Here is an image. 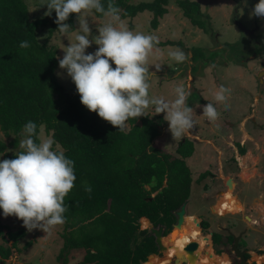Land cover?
<instances>
[{
    "label": "trees",
    "instance_id": "trees-1",
    "mask_svg": "<svg viewBox=\"0 0 264 264\" xmlns=\"http://www.w3.org/2000/svg\"><path fill=\"white\" fill-rule=\"evenodd\" d=\"M113 2L122 18L135 17L144 9L152 12L154 28H158L160 18L169 12V0ZM102 3L107 7L108 0ZM177 3L192 24L209 32L210 15L203 12L198 0H177ZM52 19L46 40L59 27L56 16ZM69 23L73 24L72 17ZM45 24L47 21H31L25 0H0V132L7 138L13 137L9 144L18 147L23 126L34 121L38 134L45 126L56 142L53 147L58 145L57 150L64 151L75 162V186L65 198L69 209L64 214L62 232L63 264L69 263L73 250L85 253L78 264H141L151 254H157L158 248L149 230L140 229V219L143 217L142 226L149 225L148 219L155 225L164 224L165 235L172 230L176 222L174 211L192 192V171L185 158L194 153V143L188 138L180 142L176 150L180 156H174L153 145L160 128L150 116L130 118L131 128L120 131L90 111L81 103L77 90L67 92L58 81L59 60L54 47L47 41L42 43L37 32ZM25 40L31 46L20 48V42ZM169 43L173 41H160L159 45ZM192 52L194 61L205 58L203 48H193ZM244 57L241 54L236 62ZM232 58L235 59L230 56L227 61ZM210 61L216 62L212 58ZM7 147V141L0 138V153L4 152L5 159H14L15 153L6 152ZM240 153L245 154L246 148L241 146ZM209 173H201L198 181ZM85 184L92 187L91 194L85 192ZM26 234L25 228L12 230L0 216V263L10 257L12 249ZM222 235L214 234L217 245L233 243L232 235H225V241ZM172 239L171 233L163 241L169 245ZM32 244L27 242L24 249ZM159 258L155 256L152 264ZM233 264L242 261L235 257Z\"/></svg>",
    "mask_w": 264,
    "mask_h": 264
},
{
    "label": "rangeland",
    "instance_id": "rangeland-1",
    "mask_svg": "<svg viewBox=\"0 0 264 264\" xmlns=\"http://www.w3.org/2000/svg\"><path fill=\"white\" fill-rule=\"evenodd\" d=\"M25 1L28 4V13L31 21H47V24L40 25L37 28V32L40 35L39 39L42 40V43L47 41L48 45L54 47L52 48L54 53L58 58L62 59L65 55L63 47L68 46L70 43L67 37H63L62 34L56 31L49 39L46 40L45 38L53 23L52 17L56 16L55 10L52 11L50 16H46L47 5L41 6L44 0ZM150 1L153 0H130L133 4ZM198 1L201 4L203 12L205 14L208 12L210 15L211 24L209 32L192 24L183 14V10L178 5L177 0H169L167 5L169 12L160 18L159 26L156 29L151 23L153 13L146 9L135 17H121L124 24L130 30L154 34L159 37L160 41H173V44L158 45L163 54L162 58L150 57L149 59L150 65H161L159 71L155 69V66L150 68V71L155 72V74L152 76L150 82L149 95L162 96L167 100H172L175 98V88L178 85L183 86L186 90H190L191 94L188 96L186 103L193 108L196 125L181 139H173L172 133L169 131L168 122L164 120V113L155 114L154 107H149L147 110L150 118L159 123L160 135L153 142L155 147L171 155L180 156L176 150L183 139L189 138L194 143V153L190 157L185 158L193 176L188 213L193 212L194 209H199L203 205L202 203L206 202L207 198L203 195L206 191L214 193V190L226 187V180L230 175V173L224 172L226 179L219 181V179H214L211 173L206 179L198 181L201 173L211 171L214 175L220 169L234 166L236 170L231 172L237 174L241 169L238 166L239 162L247 160L246 156L248 154L249 157L261 155L264 162V19L250 16L251 9L259 0H247L246 5L244 0ZM77 15L76 13H72L68 20L65 21V23L70 25V18H73V24H71L73 42H75V30L79 28ZM89 15L87 19L92 29V36L89 38L92 39V37L99 34L98 27L107 23L109 18L105 16L98 17L93 11ZM244 28L249 29V32H246ZM98 47L93 41L91 46L86 49V54L94 53ZM193 48H203L205 58L202 60L198 58V61H194ZM176 49L188 53L190 58L180 64L173 61L168 57V52ZM208 49L214 50L213 52H216V54H212ZM195 52L197 56L198 52ZM241 54L245 55L246 59L238 63L236 61ZM230 56L235 57V59L232 58L227 61ZM211 58L216 62H211ZM112 67L115 68L114 63H112ZM180 68L182 70L177 73ZM166 69L170 72L168 74L169 78H167V73H165ZM56 76L67 92L72 93L76 91V85L71 77L68 76L67 70L61 69L59 64L56 69ZM157 76H159V79L153 78ZM220 85L231 89L228 100L224 103L214 101V92ZM205 98L209 102H213L220 113L218 119L213 122L205 120L206 117L202 115L203 106L206 105ZM244 124H247L246 128H244ZM41 128L43 138H52L51 133L46 131L45 126ZM130 128L131 126L127 121L125 130L128 131ZM196 133L200 136L196 137ZM39 134L41 133L39 132ZM0 138L7 141L8 147L6 152L13 154L20 150L19 147H13L9 144L13 137L7 138L3 132H0ZM202 138L205 140L203 141ZM207 139H210L212 142H208ZM232 142H234L238 149V152L234 154V144ZM237 143L244 145L247 150L245 155L240 153ZM214 144L220 147L222 152L214 148ZM3 159H5L4 152L0 153V160ZM252 163L253 161L248 159L247 167L252 166ZM253 164L255 165V163ZM256 165L261 166L264 172L263 164L256 163ZM205 184L207 185L204 186ZM212 196L210 197L211 201L215 198ZM220 199L223 200V197ZM228 214H225V219L231 216ZM0 216L2 222L7 224L12 230H19L21 228L27 230L23 226L21 219L12 215L4 217L3 212ZM206 219L207 222L203 224L204 226L208 224V218ZM225 221H229L232 224L231 226H233L235 219L229 218ZM64 227V224L57 225L51 230L50 234H46V232L39 228L31 232L27 230L26 236L20 239L18 244L12 249L10 257L0 264H63L65 255L64 257L60 256V253L64 245L62 237ZM208 228H211V225ZM140 229H145V226H142V219H140ZM206 232L205 230L204 233ZM222 234L225 241L226 237L224 235H226V232L222 230ZM173 235H176V233ZM29 241H32L33 244L28 249H24L25 244ZM174 241V239L170 241L168 247L172 246V248L167 250L166 257L159 258L156 264H166L168 261H171L172 256L180 255L179 250H175L177 244L176 242L173 244ZM246 244H250L249 247L257 246V243H254L252 235L249 234L242 238L239 246L246 248ZM21 248H23L22 251H19ZM215 248L217 253L223 249V253L230 255L231 260L235 261V254L230 251L232 243H227L224 246L216 245ZM219 254L212 256V258H219ZM84 255L83 250H73L69 256V261L73 259V264H78V260L81 257L83 258ZM157 255H160V253L158 254L157 252ZM222 256V261H224L227 255L223 254ZM248 261H255L258 264L254 256H250ZM260 261H263V259L260 258Z\"/></svg>",
    "mask_w": 264,
    "mask_h": 264
},
{
    "label": "clouds",
    "instance_id": "clouds-1",
    "mask_svg": "<svg viewBox=\"0 0 264 264\" xmlns=\"http://www.w3.org/2000/svg\"><path fill=\"white\" fill-rule=\"evenodd\" d=\"M244 3L246 5L247 0H244ZM44 5H47L46 16H50L55 10V23L59 26L57 31L70 41L68 46L63 47L65 52L63 58H58L59 67L67 70L68 76L76 85L81 103L90 111L96 112L99 117L124 131L130 118L149 116L147 110L154 107L155 114L164 113V120L168 122L174 140L181 139L195 127L193 108L186 103L191 94L190 90L178 85L175 88V98L172 100L149 95L150 82L155 74L150 68L155 66L157 71L161 69L160 64H149L150 57L159 59L163 55L158 47L160 43L158 36L130 30L122 21L120 9L113 0H108L107 7L102 0H44L41 6ZM92 11L109 19L107 23L98 27L99 34L90 39L92 29L87 18ZM72 13L78 14L79 23V28L75 30V42L71 25L65 23ZM250 16L264 19V0H259L255 4ZM93 41L99 46L98 49L94 53L86 54V49ZM30 46L26 40L19 44L23 49ZM168 57L180 64L187 61L190 55L176 49L169 51ZM245 59L246 57L242 58L238 63ZM112 63L115 64V68L112 67ZM181 70L182 68L178 71ZM230 93L229 87L220 85L214 92V101L224 103ZM205 99L206 105L203 106L202 115L206 117L205 120L213 122L218 119L220 113L213 102ZM246 125L244 124V128ZM40 133L37 132V124L28 121L22 128V138L18 143L20 150L16 151L15 158L0 160V209L3 210L4 217L12 215L21 219L29 232L39 228L50 234L55 226L65 223L64 214L69 209V205L65 204V198L75 186V162L68 158L64 151L57 150L58 145L56 148L53 147L56 144L53 138L42 137V128ZM199 136L196 133V137ZM207 141L212 142L210 139ZM237 145L239 150L241 146L244 147L241 143ZM214 146L218 147L215 144ZM233 149V154L238 152L235 144ZM209 172L215 179V174ZM226 189L227 186L219 192ZM84 190L91 194L92 187L85 184ZM187 216L189 217L188 213ZM208 226L209 222L202 228V234H208L211 229ZM223 230L226 235H231L228 228ZM171 231L166 235L164 232V236L169 235ZM216 245L214 242V248ZM230 249L233 252V249ZM223 252L224 250L220 254ZM155 255L161 258L167 254ZM174 261L175 258L172 256L170 264Z\"/></svg>",
    "mask_w": 264,
    "mask_h": 264
},
{
    "label": "crops",
    "instance_id": "crops-1",
    "mask_svg": "<svg viewBox=\"0 0 264 264\" xmlns=\"http://www.w3.org/2000/svg\"><path fill=\"white\" fill-rule=\"evenodd\" d=\"M165 73H167L168 76L169 74L168 71H166ZM177 73H179V71ZM216 148L217 150L222 152L220 147L219 148L216 147ZM246 157L251 161H253L255 165L252 163V166L247 167V160H248L247 159L241 161L238 164V166L241 169L240 172H238L237 174H233V172H231L233 170H236L234 166H229V168L227 169H220L217 173H215V179H219V181H224L226 179L224 177V172L230 173L229 177H232L236 182L234 193L229 191L225 195H219V190L222 187L214 190V193L206 191L203 194L204 197L207 198L206 202L202 203L203 205L199 207V209H194L193 212L191 213H188V206H187V213L189 214L190 219L194 217L193 215L201 216V218H203V224L204 221L207 220L206 218H208V222L210 223L211 229L214 232L216 231L219 232L220 230L222 232V230L225 228H228V230H230L235 235L244 232L243 236L240 239V243L245 235L248 234L252 235L254 239V243H257V246L249 247L250 244L249 245L246 244V248H242V249L246 250L249 256H254V259L258 262V264H263L264 263V172L261 166L259 167L258 165H256V163L264 165V162H263V156L261 155H257L255 157H249L248 154V156ZM243 162H245L246 164L245 163L243 164ZM211 196L215 197L213 201L210 200ZM222 197L223 200L220 199ZM190 201L191 199H189V203ZM217 201L218 203L216 204ZM213 207L217 209L216 212L213 209ZM217 211L219 214L217 213ZM225 214L231 215L232 217L228 216L225 219L224 218ZM144 218L148 219L147 217ZM229 218L235 219L233 226H231L232 224H230L229 221L228 222L225 221L228 220ZM148 221L149 224L150 223L153 224L149 219ZM147 226L149 225H145V227ZM188 232L189 231L185 232L184 234L186 235V233ZM200 237L202 236L200 235ZM217 254L218 253L216 252L215 256ZM223 254H226L228 256L225 257L224 261H222ZM218 256L219 258L217 259L216 258L211 259L213 264H230L229 263L230 256L227 253H221ZM260 258L263 259V261H260ZM73 261L74 260L72 259L71 261H69L68 264L70 263L73 264ZM180 263H183V259L181 257H180ZM249 264H256V262L252 261L249 262Z\"/></svg>",
    "mask_w": 264,
    "mask_h": 264
},
{
    "label": "water",
    "instance_id": "water-1",
    "mask_svg": "<svg viewBox=\"0 0 264 264\" xmlns=\"http://www.w3.org/2000/svg\"><path fill=\"white\" fill-rule=\"evenodd\" d=\"M246 32H249L247 28H244ZM236 182L232 177H229L226 180V186L228 189L235 188ZM224 190H221L219 194H223ZM189 200H185V202L181 205L180 208L176 209L174 211L176 216V222L173 224V230L171 231L172 235L177 233L179 229L182 228L184 224L189 226L190 218H187V206H188ZM199 216L195 215L191 221L194 222V220H197ZM149 229L150 235H153L155 237V242L158 248L159 253L167 254L168 245L163 242L164 232L166 229V226L164 224H149V226L146 227ZM170 233V234H171ZM229 233L234 237L232 249L234 254L242 261V264H249L247 257H246V250L242 249L240 245V239L243 236L244 232L239 233L238 235L233 234L230 230ZM214 231L212 229H209L208 234H204L203 237H205L206 240L210 239L212 245H214L213 240ZM214 247V246H213ZM199 248V243L195 240L188 243L183 249L186 255H188L190 261L193 263L198 260V254L197 249ZM215 249V248H214ZM155 254H151L148 258V261H142L141 264H147L148 262H151V260L155 257ZM172 259V258H171Z\"/></svg>",
    "mask_w": 264,
    "mask_h": 264
},
{
    "label": "bare ground",
    "instance_id": "bare-ground-1",
    "mask_svg": "<svg viewBox=\"0 0 264 264\" xmlns=\"http://www.w3.org/2000/svg\"><path fill=\"white\" fill-rule=\"evenodd\" d=\"M229 191H234V188L233 189L227 188L224 191V193L221 195H225ZM213 209L216 211L215 207H213ZM189 220H190L189 226L184 224L182 226V228L178 230L176 235H173L174 238L178 235L174 240L179 245L178 250L180 252V255H177L179 258L175 256V262L173 264H213V262L211 260L212 259L211 256H214L216 251H215V249L211 243V240L210 239L206 240L205 237H203L204 234L201 233L202 228H204L201 226V224L203 222V218H201L199 216L197 218V220H194L195 224L191 221V219H189ZM187 231H189V232L186 233V235H185L184 233ZM200 235L202 237H200ZM185 238L187 240H185ZM193 240H195L199 243V248L197 249L198 260L192 263L190 261L188 255H186V253L184 252L183 248L188 243L192 242ZM171 248H172V246L168 247V249H171ZM180 257L183 259V263H180ZM229 263L231 264L230 258H229ZM147 264H152V262H148Z\"/></svg>",
    "mask_w": 264,
    "mask_h": 264
},
{
    "label": "flooded vegetation",
    "instance_id": "flooded-vegetation-1",
    "mask_svg": "<svg viewBox=\"0 0 264 264\" xmlns=\"http://www.w3.org/2000/svg\"><path fill=\"white\" fill-rule=\"evenodd\" d=\"M168 77V76H167ZM201 226L202 227H205L204 225H203V222H202V224H201ZM173 244H175V241H174V243ZM177 244V243H176ZM178 247H179V245L177 244V247H176V249L175 250H178ZM174 252V251H173ZM174 256H177V255H174ZM178 257V256H177ZM179 258V257H178ZM230 258V257H229ZM233 262L234 261H231V264H233Z\"/></svg>",
    "mask_w": 264,
    "mask_h": 264
},
{
    "label": "built area",
    "instance_id": "built-area-1",
    "mask_svg": "<svg viewBox=\"0 0 264 264\" xmlns=\"http://www.w3.org/2000/svg\"><path fill=\"white\" fill-rule=\"evenodd\" d=\"M258 263V262H257Z\"/></svg>",
    "mask_w": 264,
    "mask_h": 264
}]
</instances>
